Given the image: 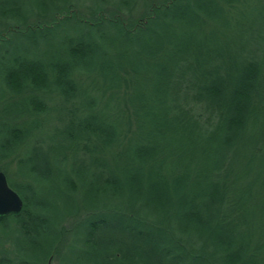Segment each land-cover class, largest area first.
I'll return each instance as SVG.
<instances>
[{"label":"trees","instance_id":"1","mask_svg":"<svg viewBox=\"0 0 264 264\" xmlns=\"http://www.w3.org/2000/svg\"><path fill=\"white\" fill-rule=\"evenodd\" d=\"M54 2L0 0V14ZM146 9L132 26L47 12L0 36V164L25 168L16 183L0 165L22 203L0 223L27 241L63 221L60 203L105 192L131 211L75 222L96 264H264V0ZM10 33L49 42L9 52ZM27 173L48 201L29 200ZM12 252L0 264H27Z\"/></svg>","mask_w":264,"mask_h":264},{"label":"rangeland","instance_id":"2","mask_svg":"<svg viewBox=\"0 0 264 264\" xmlns=\"http://www.w3.org/2000/svg\"><path fill=\"white\" fill-rule=\"evenodd\" d=\"M155 3H158V0H55L50 10H48L49 8H47L46 5H38L39 7L37 10L34 9L32 11V15L31 13H27L29 8L28 5L21 4L19 7L21 12L24 13L23 18L25 17V19H22L18 16V14H0V36L4 39V37L7 36L9 29L18 26L21 27V24H23L25 20L32 19L33 16L38 19L40 16H44V13L47 12L50 15L53 13L56 15L58 12L63 11V13L68 12L69 14L87 19L90 15H92V13L103 12L104 14H108L112 12V10H116L117 13H119L120 20L124 21L127 26H132V22L141 16L147 10L146 8L150 5H154ZM41 20H43V18H41ZM10 37L11 38L5 41V45L7 46L6 48L9 49V52H16L21 50L23 47H32L34 41H36L39 46L45 43V41L46 43L49 42L47 38L41 37L38 34L32 35L26 33L24 36L21 35L16 37L15 34L10 33ZM42 50L43 49L40 47L39 54L44 56V52ZM53 128L54 127L51 126L49 132L52 131ZM0 165L6 166L9 177L14 182L18 183L19 181H25L24 176L22 175L25 172V168L20 167L19 170L16 161L6 160ZM26 179V183L31 182V186L34 191L33 195L29 197V200L37 203H44L49 200L50 193L45 194V190L49 189L50 186L48 185V188L47 184L38 182V173H27ZM100 187V185L97 187V191ZM103 193L104 194L100 196H95V193L89 196H95V200L92 198L89 199L88 196L80 197L77 195L78 199L76 198L73 203L64 204V207L62 208L60 203L59 208L61 213H64L63 221L57 223L53 232L31 235L34 234L32 232L30 234L31 237L27 239V241L20 237L17 234V231L13 229V227L16 228L13 222L9 224L0 223V257H5L8 255L6 252L13 253L12 250H15L16 252H20L18 254L21 261H25L27 264H96L97 261H99L98 255L100 253L98 251L79 246L82 244L80 241L83 240V236L77 234L74 235L75 233L72 230L75 222L86 213L88 214L93 211V207L95 206H98L103 210L109 208L116 211H131L130 207H127V205L122 203L121 198L117 196L108 197L105 192ZM132 208L137 210L135 207ZM142 218L146 221L152 222L155 220V216L150 217L149 214H142ZM106 219L112 220L110 217H106ZM103 231L107 232V230ZM174 235L178 241H180V239L185 241L180 234L175 233ZM188 244L189 245L187 246L190 248L196 249L199 243L198 240H191ZM53 246H58V248L60 247L57 251L58 253H53ZM1 247L3 249H1ZM9 257H12V254H10Z\"/></svg>","mask_w":264,"mask_h":264},{"label":"water","instance_id":"3","mask_svg":"<svg viewBox=\"0 0 264 264\" xmlns=\"http://www.w3.org/2000/svg\"><path fill=\"white\" fill-rule=\"evenodd\" d=\"M21 206V200L8 187L5 176L0 172V217L18 213Z\"/></svg>","mask_w":264,"mask_h":264}]
</instances>
